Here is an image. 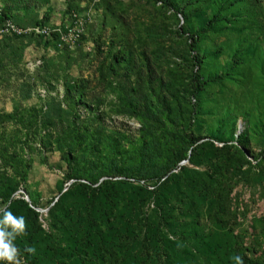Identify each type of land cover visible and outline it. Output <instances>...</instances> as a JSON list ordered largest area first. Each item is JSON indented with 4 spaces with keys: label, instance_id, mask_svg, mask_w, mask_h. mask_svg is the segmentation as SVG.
<instances>
[{
    "label": "rangeland",
    "instance_id": "obj_1",
    "mask_svg": "<svg viewBox=\"0 0 264 264\" xmlns=\"http://www.w3.org/2000/svg\"><path fill=\"white\" fill-rule=\"evenodd\" d=\"M173 1L188 19L162 0H0L22 29L83 22L75 43L0 33V216L25 218L22 264H264V0ZM194 71L225 80L197 97ZM76 180L93 205L53 209Z\"/></svg>",
    "mask_w": 264,
    "mask_h": 264
},
{
    "label": "trees",
    "instance_id": "obj_2",
    "mask_svg": "<svg viewBox=\"0 0 264 264\" xmlns=\"http://www.w3.org/2000/svg\"><path fill=\"white\" fill-rule=\"evenodd\" d=\"M163 3L170 7L172 10H174L175 12L179 13L180 15H184L182 11H180L179 9V5L178 3H176L173 0H162ZM13 8L11 6L8 5V7L4 10H2V13L0 15V25L6 21V20H11L14 23H16L13 20ZM51 15L49 13H47L44 16L43 21H41V23L39 22L37 26H46L43 25L45 22H48L50 20ZM185 19L186 16L184 15ZM221 20V16L219 15H214L210 20H203L198 28V37L195 38L194 36L190 38V40H192L190 48L191 51L195 52L198 45L202 42V36L207 34L208 32L212 31L216 24L219 23ZM224 20V19H223ZM17 24V23H16ZM18 25V24H17ZM53 37H57L56 34L53 35ZM119 54H122L124 56V52L120 51ZM116 58L119 59L118 54L116 55ZM204 55L199 56L196 55L194 58V61L197 63V68H199L200 63L203 61L204 59ZM233 65L231 67V69H234L238 64H240V60L237 59L236 57L233 60ZM225 80V77L223 76H217L215 78L213 77H208L206 79H203L200 75V73H198L197 71H194L191 77V82L194 88V96L197 97H202L203 92L205 90L206 87L210 86L211 84H218L221 83ZM235 136V129L232 130V132L230 133V140H235L234 138ZM211 137L213 138V140L217 141L218 143H225L224 141V130L222 128V126H218L214 131L211 132ZM238 138H240V136H238ZM244 146V145H243ZM191 157H194V155L197 154V147L194 146L193 143H191ZM244 149V147H243ZM67 166L70 170V172L73 170L72 164H71V160L70 158L67 159ZM186 167L184 166H180L178 167V172L179 174L184 176ZM178 174L173 173L170 175V178L168 177H162L161 179H158V183H159V188L163 189L164 187H166V185L170 182L175 181L176 176ZM107 183V182H104ZM101 186V185H100ZM68 190L62 194V196L59 198V201L54 205L53 209H58L60 206H62L64 204V202L66 203V201H68V199L71 198V196L76 192V194L81 195V199L82 201L79 202V211H81L80 208L84 209L86 208L88 205L92 204V200L90 199V196L94 195V190L92 189V185L88 182H83L80 180H76L73 184H71L70 186L67 187ZM101 190H102V186H101ZM14 201V200H13ZM15 202V201H14ZM92 202V203H91ZM17 203L22 204V205H27L26 201L24 199H20L19 201H17ZM93 205V204H92ZM28 210L33 214V215H37V212L34 208L32 207H28ZM79 214V212H78ZM72 215L71 212H68L67 216L65 217L66 220L68 221V225L70 227V229L72 230V233L75 235H78V231H79V227L82 225L81 221V217L80 215ZM206 246V245H205ZM236 255H239L242 260H243V264H255L253 263V261L249 260L247 258L246 255L241 254L240 252H237Z\"/></svg>",
    "mask_w": 264,
    "mask_h": 264
},
{
    "label": "clouds",
    "instance_id": "obj_3",
    "mask_svg": "<svg viewBox=\"0 0 264 264\" xmlns=\"http://www.w3.org/2000/svg\"><path fill=\"white\" fill-rule=\"evenodd\" d=\"M26 229L25 218L15 216L6 211L0 216V264H22L18 257V249L14 240L18 235H23ZM27 252L34 253V248H27ZM235 264H243L239 255L233 257Z\"/></svg>",
    "mask_w": 264,
    "mask_h": 264
},
{
    "label": "built area",
    "instance_id": "obj_4",
    "mask_svg": "<svg viewBox=\"0 0 264 264\" xmlns=\"http://www.w3.org/2000/svg\"><path fill=\"white\" fill-rule=\"evenodd\" d=\"M2 9L0 8V15ZM77 16V15H74ZM78 17V16H77ZM83 22L81 20L76 21L73 26H66L64 29H51L48 26H36L32 29H22L11 20H6L0 25V33H12L17 35H23L28 33H34V35L39 37H51L56 34L62 41H68V43H75L82 34Z\"/></svg>",
    "mask_w": 264,
    "mask_h": 264
}]
</instances>
